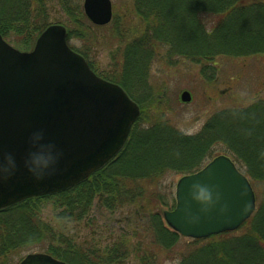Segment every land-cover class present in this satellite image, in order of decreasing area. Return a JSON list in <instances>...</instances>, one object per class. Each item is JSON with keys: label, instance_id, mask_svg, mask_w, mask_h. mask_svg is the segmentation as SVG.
Masks as SVG:
<instances>
[{"label": "trees", "instance_id": "16d2710c", "mask_svg": "<svg viewBox=\"0 0 264 264\" xmlns=\"http://www.w3.org/2000/svg\"><path fill=\"white\" fill-rule=\"evenodd\" d=\"M50 2H56L73 25L67 30L68 43L84 39V29L93 26L84 15L82 0H0L1 37L5 41L13 37L22 50L33 49L50 26ZM123 8L119 18L125 23L133 18L136 28L128 37L127 29L119 38L127 43L123 58L118 73L106 79L138 104L140 118L118 157L87 181L0 212V264H13L15 254L34 250L68 264H264V99L242 100L248 103L246 107L224 109L197 135L188 136L157 117L163 111L161 95L148 82L151 64L160 52L169 63L179 59L199 66L203 74L211 75V81L223 60H264V1L123 0ZM117 20L116 16V29ZM75 51L90 66L86 51ZM148 110L155 111V117L149 119ZM219 145L255 189L256 212L236 232L185 239L163 222L157 208L168 204L154 190L169 173L183 177L199 171L216 157ZM147 189H153L149 197ZM95 199L110 212L136 208L142 235L120 236L104 250V256L75 245L61 229L83 221ZM47 204L55 209L56 229L41 219V209Z\"/></svg>", "mask_w": 264, "mask_h": 264}, {"label": "water", "instance_id": "95a60500", "mask_svg": "<svg viewBox=\"0 0 264 264\" xmlns=\"http://www.w3.org/2000/svg\"><path fill=\"white\" fill-rule=\"evenodd\" d=\"M83 11L98 26L108 25L113 16L111 0H84ZM191 100L184 91L180 101ZM139 117L138 105L121 87L97 77L68 47L63 26L48 27L28 53L12 48L0 36V159L11 154L17 165L12 178L0 181V211L88 180L122 152ZM40 133L44 143L56 145L53 155H62L49 170L53 175L38 182L28 173L25 161L30 138L35 141ZM194 182L216 186L220 203L201 211L190 194ZM175 200V209L163 212V219L172 231L193 240L234 232L256 210L248 179L225 156L181 178ZM20 264L66 263L30 254Z\"/></svg>", "mask_w": 264, "mask_h": 264}, {"label": "rangeland", "instance_id": "374dc122", "mask_svg": "<svg viewBox=\"0 0 264 264\" xmlns=\"http://www.w3.org/2000/svg\"><path fill=\"white\" fill-rule=\"evenodd\" d=\"M111 4L113 17L108 25L98 26L89 21L93 27L90 30L84 29V39L81 41L72 40L68 43L66 38L68 47L87 62L75 50L86 51L91 69L98 77L106 81H109L106 79L107 77L113 73H118L119 63L123 58V50L127 45L126 40L120 41L119 38L123 37L127 29L129 33H126L125 37H128L130 33L133 34L136 28V20L133 18H131V23H125L119 18L124 10L123 0H111ZM47 8L50 25L63 26L66 30L73 29V25L69 23V19L56 2H50ZM116 16L119 19L117 20L119 23H116L119 25L117 29L113 23ZM14 42L13 37L6 41L9 46L19 52L28 53L33 50H22ZM165 55L164 52H160L159 56L152 62L148 77L149 87L156 91L159 90L161 95V108L163 111L157 117H162V120L167 122L168 125L184 135H197L213 115L224 109L246 107L245 105H248V103L243 101L247 98L264 99V60L259 61V59L254 58L238 60L239 62H226L223 60L220 69L214 72V79L211 81L209 80L211 75L203 74L199 66L179 59L169 63L166 61ZM184 91H187L192 97L190 104H184L180 101ZM148 111L151 113L149 119L155 117V111ZM146 127L149 126L146 125ZM216 148V157L217 155L225 156L222 146L219 145ZM212 160L205 163L202 168ZM181 177L176 173H169L162 178L160 186L154 191L160 193L163 202L168 204V207L159 205L158 211H171L173 209L175 189ZM152 190L147 189V192L145 191L148 197L152 195ZM253 191L256 197L254 188ZM55 214L54 207L47 204L42 207L40 216L45 224L56 229ZM135 214H138V210L133 207H123L110 212L95 199L90 213L83 221L67 223L65 229L61 230L75 245L82 247L84 250H95L96 254L104 256L102 254L104 250L112 246L120 236L133 235L134 233H136V236L142 235V230L139 229L136 223ZM30 254L48 255L38 250L24 252L20 255L15 254L14 260L12 259L13 264H20ZM48 256L58 260L51 255ZM58 261L64 262L62 260ZM134 263V261L129 262V264ZM177 263V261H167L162 264Z\"/></svg>", "mask_w": 264, "mask_h": 264}, {"label": "clouds", "instance_id": "9594fccd", "mask_svg": "<svg viewBox=\"0 0 264 264\" xmlns=\"http://www.w3.org/2000/svg\"><path fill=\"white\" fill-rule=\"evenodd\" d=\"M38 141V142H36ZM44 135L40 133L35 138V141L30 138V151L25 161V167L28 173L36 181H44V176L51 177L53 175L49 170L56 163L62 153L56 152L53 155L56 145L48 142L44 143ZM264 157V153H261ZM17 165L16 161L11 154H5L0 159V181H7L16 174ZM190 194L193 201L201 205V211H208L210 208L215 207L221 201V193L218 188L210 184H202L194 182L191 184ZM226 205L221 207V211L226 209Z\"/></svg>", "mask_w": 264, "mask_h": 264}]
</instances>
